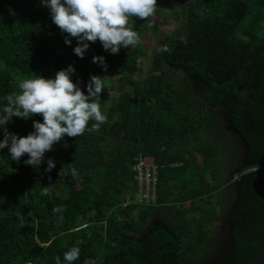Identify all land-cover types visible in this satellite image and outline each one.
<instances>
[{"label": "trees", "instance_id": "trees-1", "mask_svg": "<svg viewBox=\"0 0 264 264\" xmlns=\"http://www.w3.org/2000/svg\"><path fill=\"white\" fill-rule=\"evenodd\" d=\"M179 3L158 0L151 28L134 18L141 40L159 31L157 18L181 29L159 40L148 76L136 82L148 57L143 43L112 54L90 42L80 58L76 38L65 43L67 34L41 0H0V109L19 78L34 73L54 78L72 65L85 94L91 75L120 77L118 86L110 77L101 93L107 110L110 94L119 91L100 130L65 136L38 169L24 163L27 154L17 162L8 148L0 150V264H55L56 256L63 264L73 246L80 248L74 264H200L207 253L213 264H264V202L253 190L264 154V0ZM165 46L169 51H161ZM95 56L105 57L107 70L92 62ZM229 119L241 143L235 154L242 152L230 178L219 166L213 170L231 148L221 150L217 138L229 136ZM36 120L43 117H13L6 128L26 136ZM49 158L56 164L51 172ZM142 160L160 167L155 203L134 200L133 169ZM50 185L52 195L42 196ZM57 206L61 213L52 211ZM225 217L236 239L232 249L220 236L209 242Z\"/></svg>", "mask_w": 264, "mask_h": 264}, {"label": "clouds", "instance_id": "clouds-1", "mask_svg": "<svg viewBox=\"0 0 264 264\" xmlns=\"http://www.w3.org/2000/svg\"><path fill=\"white\" fill-rule=\"evenodd\" d=\"M50 9L52 22L66 33L65 43L71 45L76 38L74 52L84 58L89 43L99 41L105 51L118 54L120 49L134 48L141 42V36L135 30L134 18L145 20L151 28L157 12L158 0H41ZM161 51H169L167 46ZM93 63L107 70L106 59L95 56ZM75 68L56 72L54 78L42 75L22 77L18 80V91L4 97L6 103L0 109V150L9 149L13 161L19 162L28 155L25 164L39 168L44 162L45 153L52 151L54 145L65 136L78 137L87 132H98L107 122V116L101 108V93L106 88L107 76L91 75L87 84V94L73 81ZM42 116L43 122H33L34 131L26 136L9 132L6 125L13 117L24 120ZM56 167L52 158L47 160V172ZM73 171H75L73 169ZM51 179V177H49ZM53 185L43 187L42 196L52 195ZM61 213L60 206L52 209ZM80 248L73 246L63 255V264H74L79 259ZM55 264H62L60 256Z\"/></svg>", "mask_w": 264, "mask_h": 264}, {"label": "rangeland", "instance_id": "rangeland-1", "mask_svg": "<svg viewBox=\"0 0 264 264\" xmlns=\"http://www.w3.org/2000/svg\"><path fill=\"white\" fill-rule=\"evenodd\" d=\"M172 2L174 5H177L178 8L181 7L179 0H172ZM155 25L159 28V31L157 33H150L149 36H147L146 38L141 40V43H143L145 48L147 49L148 57L144 60V73L137 77L136 82H142L143 79L148 76V72L150 69L149 63H150L151 55H152L154 49H159L161 47L159 45V40L162 39L161 43H163L168 36H172L173 34L178 36L179 33L181 32V29L179 31L180 24L178 22H175L171 18L168 20V22L157 18L155 20ZM170 73H171L170 74L171 76L173 75L172 79L176 78L181 82L183 81V79H184L183 75H181L179 73L175 74V73H173V70L170 71ZM101 75H103V74H101ZM109 75L110 76L105 77L107 81H106V88L104 90H106V91H109V85L111 83L109 81L111 79L110 77H113V80L115 81L116 86H118L120 84V77L116 76L115 74H109ZM116 97L117 98L119 97V91L118 90L115 91V93L110 94V102L108 103L109 108L111 107V105H113V103H114L113 99H116ZM105 108H103L102 111L106 114L107 120H108L110 110H109V108L107 110H104ZM227 133L229 135L228 137H224L222 134V135H218L217 138H220V140H221V145H220L221 150L224 148H229L230 146H231V148L227 149V151L225 152L226 155L221 157L220 162H219V160L217 162H215L213 170L215 172H217V166H219L223 170V177H225L227 175V177L230 178L231 176H233V174H235L238 171V169H240V161H241L240 157L242 155V152L239 153V155L235 154V150H234L235 147L237 145L240 146L241 143L237 139V137L234 135V133L232 132V129H230V127L227 128ZM202 159H203V157L199 156L200 162L202 161ZM146 161H148V160H146ZM210 172L212 173V171H210ZM234 178H235V175H234ZM223 179H222V183H223ZM177 180H181V177L177 176ZM221 186H222V184H221ZM220 190L223 194H227L228 188L226 186H224V189L221 188ZM217 198H218V196L215 195L213 201H216ZM228 228H229V226H228L227 217H225V221L221 222V224L214 227L213 231L210 233L212 236L211 239H214L219 234L218 232L223 233L224 237L226 238L227 237L226 233L228 231ZM216 232H217V235H215ZM226 240L228 241L229 239H226ZM193 260H195V259L193 258Z\"/></svg>", "mask_w": 264, "mask_h": 264}, {"label": "built area", "instance_id": "built-area-1", "mask_svg": "<svg viewBox=\"0 0 264 264\" xmlns=\"http://www.w3.org/2000/svg\"><path fill=\"white\" fill-rule=\"evenodd\" d=\"M159 165L142 160L134 166L135 181L138 191L134 193V200L137 203H155L158 197ZM131 197L127 198L130 203Z\"/></svg>", "mask_w": 264, "mask_h": 264}, {"label": "water", "instance_id": "water-1", "mask_svg": "<svg viewBox=\"0 0 264 264\" xmlns=\"http://www.w3.org/2000/svg\"><path fill=\"white\" fill-rule=\"evenodd\" d=\"M219 112L220 113H223V112L227 113V111H225L223 109H219ZM229 123H230L229 124L230 129L235 131L233 125L231 124L230 119H229ZM253 175L255 177L253 180V190H254L255 194L259 198H261L264 202V154L258 160L257 169L253 172ZM229 223H230V230L232 231L231 220L229 221Z\"/></svg>", "mask_w": 264, "mask_h": 264}, {"label": "flooded vegetation", "instance_id": "flooded-vegetation-1", "mask_svg": "<svg viewBox=\"0 0 264 264\" xmlns=\"http://www.w3.org/2000/svg\"><path fill=\"white\" fill-rule=\"evenodd\" d=\"M199 90H201L200 88H199ZM201 91H203V90H201ZM213 107L214 108H216L217 107V105H213ZM219 110H217V112H218ZM232 132L234 133V135L236 136V132L235 131H233L232 130ZM237 137V136H236ZM255 171V170H254ZM232 215H233V213L231 212L230 213V216L232 217ZM230 217V218H231ZM225 220V219H224ZM223 220V221H224ZM227 221H228V226H229V228H228V231H227V233H226V238L224 237V234L223 233H220V232H218L219 234L217 235V232H216V234L215 235H217L215 238H218L219 236L221 237V239H222V242L226 245V247L228 248V249H232L233 247H235V242H236V239H233V237H232V231L230 230V223H229V221H230V219H229V217H227ZM219 224H221V222H218V224L217 225H219ZM216 225V226H217ZM231 231V232H230ZM211 238H212V236H211ZM214 238V239H215ZM214 239H210V243L212 244V245H214L215 244V240ZM226 239H229L228 241L226 240ZM212 254H206L205 256H202L201 257V263L200 264H213L214 263V261L212 260ZM199 261V260H198Z\"/></svg>", "mask_w": 264, "mask_h": 264}, {"label": "bare ground", "instance_id": "bare-ground-1", "mask_svg": "<svg viewBox=\"0 0 264 264\" xmlns=\"http://www.w3.org/2000/svg\"><path fill=\"white\" fill-rule=\"evenodd\" d=\"M133 171H134V169H133ZM135 172V171H134Z\"/></svg>", "mask_w": 264, "mask_h": 264}]
</instances>
